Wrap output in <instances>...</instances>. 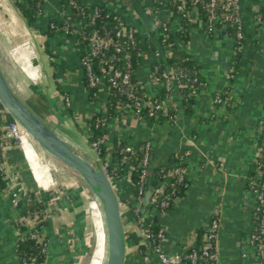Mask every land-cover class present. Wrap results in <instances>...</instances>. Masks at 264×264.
Returning a JSON list of instances; mask_svg holds the SVG:
<instances>
[{"label":"crops","instance_id":"obj_1","mask_svg":"<svg viewBox=\"0 0 264 264\" xmlns=\"http://www.w3.org/2000/svg\"><path fill=\"white\" fill-rule=\"evenodd\" d=\"M87 1L91 4L99 2ZM240 1L245 43L239 73L233 82L229 78V68L234 40L226 32L211 36L206 31L203 21L194 20L189 27L190 39L186 48L201 65L208 85L196 97L193 111L183 110L180 86L174 85L172 95L179 104L176 122H149L128 115L114 121L109 127V135L113 142L118 135L127 142L133 141L136 147L143 139L151 141L150 168L160 165L171 166L173 156L179 159L177 164L185 165L189 187L179 203L166 214L160 213L152 205L148 219L144 220L142 217L144 224L156 217L164 228L162 249L168 254L186 249L193 233L205 230L215 209L220 208L223 217L219 236L220 264H257L255 259L242 256V248L251 230V214L256 203L254 193L248 189V184L254 172L253 159L262 135L259 122L264 116V0ZM154 5L155 0H116L113 6L108 5L128 23L132 22L143 34V39L149 40L154 47V50L143 53V64L136 70L138 80L142 82L149 79L151 73L149 68L155 60V50L164 51L166 55L164 58H167L151 15ZM52 11V7L47 6L45 14L39 17L41 30H34L27 23L32 33L29 32L28 38L22 41H26L24 44L9 48L2 36L0 63L7 78L17 91L21 90L24 99L29 96L32 87L43 88L41 92L46 97L43 99L46 104L48 103V108H45L43 100L42 106L46 111H51L49 114L54 113L60 119V124L63 113H67L69 120L74 119L73 122L90 147L84 130L89 119L100 108V104L89 99L85 74L80 65L77 40L60 32L51 35L45 33L47 28L42 24L49 25V19L53 16ZM2 24L0 22L2 32L0 34L6 37L9 33L13 37L19 34L22 36L16 28H13L17 30L15 33L10 31L5 34L6 29L2 28ZM180 28V20L172 21L170 30L173 34ZM41 57L45 59L44 65L40 62ZM10 70L19 71L23 77L22 82L26 81L28 84L23 85L17 76H9L7 71ZM46 75L47 83H43L42 81H46L44 80ZM63 78L66 80L61 82ZM231 85L235 105L228 110L224 106H216L213 102L214 93ZM52 86L58 91L54 106L50 101ZM65 98L70 100V106L66 104ZM102 98H105L104 94ZM59 111L62 113L61 116ZM49 114L45 113L42 117L79 149L92 153L91 147L90 151H87L63 134L56 126V122L48 119ZM10 148L7 149V153ZM19 149L24 151L21 157H24L28 165L30 164L29 169L38 190L53 195L47 202V224L43 228L49 238L46 264H80L86 249L83 241L89 228L88 218L85 222L83 219L85 211L81 209L84 204L83 198L79 196L75 199L73 191L65 192L60 187L51 188L54 184L51 165L36 150L34 141L28 134L23 141L22 149ZM220 163L224 164L223 168L220 167ZM11 169L15 172L14 166H11ZM118 184L121 189L120 198L128 206L132 203L135 190L125 179H120ZM155 184L156 177L153 173L154 187ZM23 200H26V197ZM19 215L20 210L13 207L8 192H1L0 264H18L16 243L20 232L14 221ZM122 218L129 240L126 262L156 264L155 257L152 262L143 259L137 247L138 243L133 239L140 236V228L133 222V213L125 211Z\"/></svg>","mask_w":264,"mask_h":264},{"label":"built area","instance_id":"obj_2","mask_svg":"<svg viewBox=\"0 0 264 264\" xmlns=\"http://www.w3.org/2000/svg\"><path fill=\"white\" fill-rule=\"evenodd\" d=\"M21 1L23 2V0ZM204 1H207L206 5ZM114 2H116V0H99L98 3L91 4L87 0H81L80 4L83 7L81 6L78 9L79 11L75 12L79 5V0H40L36 4V15L40 17L45 14V7H52L53 16L49 19V28L77 40L76 42L80 53V65L87 80L89 99H91L92 96L97 97L98 103L100 104V108L95 112V114L100 112V116L96 117L95 123L105 131L104 135L89 141L90 147L101 163L119 198L121 189L118 182L120 179L127 180L135 190L131 201L132 203H129L128 206H126L120 198L121 211L122 214L125 211H131L134 217L133 222L140 228V240L137 247L143 259L146 262H152L153 257H155L157 261L156 264H220L219 236L223 225V217L220 208H216L212 214L208 226L205 229L202 244L199 245L197 243V232H195L190 237L187 248L174 254H168L162 249L161 244L165 237L164 228L161 227L157 232H154L150 229V226L143 223L141 216L142 196L149 174L152 143L148 139L142 140L145 141V152L142 161L138 164L136 154L138 146L136 147L133 141L127 142V140H123L119 135L115 139L117 142L115 140L113 142L109 135V127L114 121L123 119L128 115L135 116L141 120H148L149 122H160L159 118L164 116L167 118L164 121H169L171 123L176 122L179 104L173 98L172 89L174 85L180 86V89L185 86L184 83H182L184 73L182 70H176L166 61L167 58H164L166 56L164 51L155 50V60L149 68L151 73L148 81H137L144 87L145 95L139 98L135 93L134 86H130V89H127V87L125 88V85L130 83V69L132 66L126 52L131 45L138 42L134 39L135 32H138L142 39L144 37L141 31L136 28L132 22L128 23L126 19L117 14L112 7H108L109 4L113 6ZM23 3L26 8L30 9L32 7H30L28 0H25ZM101 5H105L111 15L117 14L125 20L127 25L133 27L131 32L128 33V38L119 40L126 33L123 31L125 28L124 26V28L117 30L115 36L110 37L101 36L97 30H91L96 17L101 14L99 8ZM205 7L208 9L206 20H204V17L201 15V11L205 9ZM220 11H223V15L220 14ZM151 15L155 22V29L159 33L162 48L165 49L167 57L170 52V45L165 44V42L169 37V32H171V23L175 19L181 22L182 18H187L190 25L194 20L203 21L206 31L211 36H216L219 32H226L228 36L233 40L236 39L239 43L245 39L240 0H192V4L189 8H186L185 1H183V3L178 6L177 15H175L168 6H165L159 12V17L161 16L165 19L161 24L163 27L161 31H158V15H156V13L154 15L153 12ZM233 24H237L235 37L230 35V26ZM115 38H118V40H115ZM243 45L244 43H241L242 49ZM109 46H113L115 55L110 59H106V57L102 55ZM186 46L187 44L180 48L192 55V53L187 50ZM148 47L149 50H154L151 43L148 44ZM123 58H127L125 59L126 66L121 70L118 64L124 61ZM200 73H202V68L198 69V74ZM236 76L237 75L233 74L231 69H229V78L231 82L236 79ZM65 80L66 78H63L61 82ZM189 80L190 78H187V82ZM193 81L197 82L198 78L195 77ZM200 84L203 86V89L206 88L208 85L207 78L205 82H201ZM113 89H115V92L119 91L124 94L127 97V103L121 107V110L116 109L114 115L109 116L107 120L104 117L108 114L107 103ZM223 92L226 96L222 95ZM193 93H195V91H193ZM103 94L105 98H102ZM199 94L200 93H196L195 98ZM65 101L66 104L70 106V100L65 98ZM132 102H135V107ZM213 102L216 106H224L226 110L233 107L236 103L233 86L231 85L220 92L214 93ZM172 109L177 110V113H171ZM143 111H146L148 117H144ZM101 112L104 116H101ZM0 113V175L4 177L7 182L4 192H8L13 207L20 210V202L26 197V188L23 182V176L18 172H12L8 162L7 149L12 147V144H10L11 140H14L15 146L21 148V138L27 131L16 120L10 119L9 113L4 107L0 110ZM150 118H154V120L151 121ZM259 128L260 130L264 128V116L259 122ZM84 131L87 137H89L91 134L89 122ZM27 134L29 135V133ZM122 142L126 144L120 145ZM118 145L120 148H118ZM103 146L108 150L106 158L101 157ZM135 164H137L136 166H138L140 170L139 181L137 183L132 181V172ZM253 165L254 172L249 180L248 189L254 193L256 203L251 214V230L243 242L242 256L244 258L255 259L257 264H264V238H262V235H264V217L260 219L259 227H254L252 223L253 218L257 219L258 215L264 213V159L262 160L259 156L258 149L254 155ZM220 167L223 168L224 164L220 163ZM175 173L178 175L177 181L156 177L152 200L154 209L158 210L160 213L166 214L170 209L174 208L183 197V194L178 192V184L184 181L185 187H189L186 168L181 164H177ZM14 222L17 227V225L24 222V218L18 217ZM36 224V220L33 218L26 219L25 225L29 229L28 234H30L31 237H40L44 239V234L37 230ZM25 235L26 234L20 233L18 240L20 237H25ZM141 246L145 247V249L142 250ZM44 247L47 249L48 241H44ZM19 259L17 258L18 264H28L26 258Z\"/></svg>","mask_w":264,"mask_h":264},{"label":"trees","instance_id":"obj_3","mask_svg":"<svg viewBox=\"0 0 264 264\" xmlns=\"http://www.w3.org/2000/svg\"><path fill=\"white\" fill-rule=\"evenodd\" d=\"M40 0H28L30 9L26 8L24 3L21 0H14L15 5L20 9L23 16L26 18L27 23L29 27L33 28L34 30H41L39 17L36 15L37 13V7L36 4ZM76 8L75 12L79 11L78 9L82 6L80 4ZM185 1L186 8H189L192 4V0H155L156 5L152 8V12L155 15H158V21H159V30L163 29L162 23L165 21L164 17H159V12L164 8L165 6H168L175 15L178 14V6ZM204 4H207V1H204ZM83 7V6H82ZM100 8V16L96 17V20L94 24L91 27V30H97L98 33L101 36H115L118 29L124 28L125 35L121 37L119 40L128 38V33L131 32V29H133L132 26L127 25L125 20L118 16L117 14L111 15L105 5L99 6ZM89 11V10H88ZM158 11V12H157ZM208 13V9L205 7L201 11V15L204 17V20H206V15ZM90 14V11H89ZM220 14L223 15V11H220ZM79 16V15H78ZM80 17V16H79ZM175 17V16H174ZM173 17V19H174ZM44 25L46 34H53L55 30H51L49 28V25L47 23L42 24ZM236 25L233 24L230 26V35L232 37H235L236 32ZM124 26V27H123ZM190 22L187 18H182L181 20V28L173 34L172 32H169V37L166 39L165 44L170 45V52L167 57V62L174 67L176 70H182L184 73V76L182 77V83H184V87L181 89V102L183 110L186 112L193 111V106L196 102L195 94L201 93L203 86L200 84L201 82L206 81V77L202 75V73L198 74V69H201V65L196 60V58L192 55H190L186 50L181 49L180 47L187 44L190 39ZM118 40V38H115V40ZM134 39L138 42L131 45L126 54L129 56V60L132 64L130 72V83L128 85H125V88L130 89V86L135 87V93L139 98H142L145 95V89L142 87V85L137 82L138 77L136 75L137 68L143 64V53L147 50H149L148 44L150 43L147 39H142L141 35L138 34V32L134 33ZM241 43H245V39L241 41ZM241 43H239L236 39H234V50L232 54L231 59V65L230 68L233 74L237 75L239 73L240 68V60L242 58L243 49L241 47ZM115 55V50L113 46H109L107 49H105L104 54L102 56H105L106 59L112 58V56ZM128 58V57H127ZM127 58H123L124 61H121L118 66L121 70L125 68L126 66V60ZM197 71V72H196ZM197 77L198 81L194 82L193 79ZM187 78H190V80L187 82ZM86 86H87V80L85 78ZM58 88L61 89L59 86ZM32 90H37V87H32ZM115 89H113V92L111 96L109 97L108 103H107V120L109 119V116L114 115V111L116 109L121 110V107L125 105L127 102V97L122 94L121 92H115ZM195 91V93H193ZM42 98H46L44 96L43 92H40ZM30 95V93H29ZM223 96H226L225 93H222ZM94 101H98L97 97L91 98ZM134 107L136 106L135 102H132ZM46 105L45 108H48V103L44 104ZM32 107V106H31ZM36 112H40L38 108L35 106L32 107ZM3 109L2 104L0 103V110ZM171 113H177V110L172 109ZM40 114V113H39ZM144 117H148L146 111H143ZM100 116V112L96 113L92 118L89 119V125L91 129V134L88 137L89 141H92L96 139L98 136H102L105 134V131L102 127L96 125V117ZM101 116H104L101 112ZM1 117V113H0ZM10 119H13L9 114ZM167 118L164 116H161L159 118L160 121H164ZM151 121L154 120V118H150ZM261 139L258 142V152L261 159H264V128L261 130ZM117 142V140H115ZM10 144H12V147L7 153L8 156V162L11 166H14L15 172L20 173L23 176V182L25 184L26 188V200H22L20 202V215L19 218H24V222L17 225V229L22 234H26L25 237H20V239L16 243V257L19 258H26L28 264H46L47 261V249L44 247V241H48V235L44 231V226L47 224L46 220V211H47V202H49L53 195L50 192L42 193L38 188L36 187L33 175L29 169V165L27 161H25L24 157H21L23 155L22 151L19 149L18 146H15L14 140L10 141ZM126 143L122 142L120 145H124ZM118 148L120 146L118 145ZM111 150V149H110ZM119 150V149H118ZM145 152V141H140L138 147H137V162L138 164L142 161L143 154ZM108 155V150L106 147L103 146L102 148V154L101 157L106 158ZM173 164L171 166L167 165H160L158 167H149V172L152 171L154 173L155 177H160V179L166 178L170 181H177L178 175L175 173V168L177 163L179 162V159L175 156L172 158ZM136 162V163H137ZM135 164L132 174V181L134 183H137L139 181V174L140 170L138 166ZM175 165V166H174ZM185 167V165H182ZM254 167V165H253ZM165 176V177H163ZM184 182V181H183ZM181 182V184H178V189L180 194H185L187 187H185L184 183ZM186 182V181H185ZM6 180L4 177L0 175V193L4 192V189L6 188ZM61 189V188H60ZM63 189V188H62ZM64 190V189H63ZM83 215L84 222L87 221V218L89 220L90 213H87L85 210ZM264 217V213H261L258 215V218L252 219V223L254 224V227H259L260 225V219ZM28 218H33L37 220L36 228L41 233L44 234V239L40 237H31L29 233L28 227L25 225V221ZM90 221V220H89ZM147 226H150V229H152L154 232H157L162 226L158 222L157 218L154 217L151 221H148ZM205 230L201 229L197 231V243L200 245L203 241ZM262 238H264V235H262ZM136 243L139 242V238L137 236L133 237ZM141 249L144 250L145 247L141 246ZM20 260V259H19ZM21 264V263H20ZM126 264H129L128 261Z\"/></svg>","mask_w":264,"mask_h":264},{"label":"water","instance_id":"obj_4","mask_svg":"<svg viewBox=\"0 0 264 264\" xmlns=\"http://www.w3.org/2000/svg\"><path fill=\"white\" fill-rule=\"evenodd\" d=\"M0 103L45 151L83 178L103 211L108 239L105 264H126L128 239L124 229L121 201L98 158L95 156L94 159L71 143L28 105L7 78L1 63ZM153 192V173L149 172L142 196L141 214L144 220L148 219L153 205Z\"/></svg>","mask_w":264,"mask_h":264},{"label":"rangeland","instance_id":"obj_5","mask_svg":"<svg viewBox=\"0 0 264 264\" xmlns=\"http://www.w3.org/2000/svg\"><path fill=\"white\" fill-rule=\"evenodd\" d=\"M24 16L22 15L20 9L15 5L14 0H0V22L3 23L2 24V28L6 29L4 30V32H6L5 34H7L10 31H13L14 33L18 30V32L22 33V36L16 35L13 37V35L11 36V33H9L7 35V38L5 35L0 34V40L2 39V36L4 38V40H6L7 45L9 46V48L14 47L15 45L19 46L24 44L25 42H22L24 40H26V38H28L29 36V32H31V29L28 27L27 25V21L25 18H23ZM13 21H15V23H13ZM16 28V29H13ZM1 32V31H0ZM2 33V32H1ZM20 36V37H19ZM3 41V39H2ZM1 41V42H2ZM22 42V43H21ZM21 43V44H20ZM39 52V50H37ZM40 62H42V65L45 64V59L43 57H41ZM34 64V63H33ZM14 69V68H13ZM46 69V68H45ZM48 71V70H46ZM45 71V72H46ZM7 73L9 74V76L12 77V75H14L15 77L17 76L20 79V82H22V75L19 71L16 70H10L7 71ZM47 78L48 76H45L46 81H42L43 83H47ZM23 85H27L28 83L22 82ZM14 85V84H13ZM20 89H18L19 92ZM41 90L42 89H38L37 90H31V95L27 96V103L30 106H35L36 108L39 109L40 112H37L40 116L44 115L45 113L49 114L51 111L48 110L46 111V109L42 106L45 101L44 99L41 97ZM49 94V91L47 92ZM22 96V92L20 90L19 93ZM58 94L57 89H55L54 86H52L50 88V101L52 102L53 106L55 105V102L57 100L56 96ZM44 103H43V101ZM49 100V97H48ZM37 111V110H36ZM59 116L62 115V113L59 111ZM64 115H62V123L60 124V119L54 114H49L47 117L50 121L52 122H56V126L58 127V129L65 134L66 136H68L69 138L73 139L75 142L79 143L81 146H83V148L87 151H90V147L87 146L88 144L86 143L84 137L82 136V134L80 133V129L78 128L77 125H75V123L71 120H69L67 113H63ZM30 135V134H29ZM31 139L34 141V145L36 150L44 157L45 161H49L51 168H52V174H53V178H54V184L52 185L51 188L53 187H60L61 189L63 188L64 191H73V196L75 199H78L79 196H81L83 198V206L81 207V209H85L87 211V213H90V218H89V228L87 230V233L85 235V239H84V244L86 245V249L84 250V255L82 256V258L80 259V264H90L91 262V258L93 256V253L95 252V248H97V244L99 239L101 240V237H103V227H101L99 225L98 222V214L99 211H101V205L98 202V199L95 197L94 193L92 192V190L89 188V186L86 184V182L83 180V178L74 170H72L71 168L67 167L66 165H64L63 163H61L58 159H56L55 157H53L50 153H48L47 151H45L34 139L33 137L30 135ZM92 151V150H91ZM91 157H93L95 159V154L92 153H88ZM47 159V160H46ZM105 224V222H104ZM105 229V227H104Z\"/></svg>","mask_w":264,"mask_h":264},{"label":"bare ground","instance_id":"obj_6","mask_svg":"<svg viewBox=\"0 0 264 264\" xmlns=\"http://www.w3.org/2000/svg\"><path fill=\"white\" fill-rule=\"evenodd\" d=\"M26 138H27V133L25 132L21 138V144H20L21 148H22L23 141ZM98 214H100V215H98L99 225L101 227H103V237H101V240L99 239V241H98V244L96 246L97 248H95V252L93 253L90 264H105V261L107 258L108 239H107V230H106V226L104 224L105 221H104V215H103L102 209H101V211H99ZM104 227H105V229H104Z\"/></svg>","mask_w":264,"mask_h":264}]
</instances>
